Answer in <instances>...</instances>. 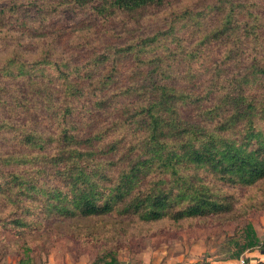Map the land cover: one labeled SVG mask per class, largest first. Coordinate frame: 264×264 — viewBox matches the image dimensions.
<instances>
[{
	"label": "trees",
	"instance_id": "obj_1",
	"mask_svg": "<svg viewBox=\"0 0 264 264\" xmlns=\"http://www.w3.org/2000/svg\"><path fill=\"white\" fill-rule=\"evenodd\" d=\"M62 1L99 26L172 0ZM263 1L174 9L80 47L53 28L29 44L37 16L21 11L50 0H0V224L236 213L233 190L264 182ZM233 244L229 259L264 253L252 224Z\"/></svg>",
	"mask_w": 264,
	"mask_h": 264
},
{
	"label": "rangeland",
	"instance_id": "obj_2",
	"mask_svg": "<svg viewBox=\"0 0 264 264\" xmlns=\"http://www.w3.org/2000/svg\"><path fill=\"white\" fill-rule=\"evenodd\" d=\"M60 1L63 2L50 0L38 7L25 3L21 15L37 16L29 32V44L48 36L44 33L53 28L59 29L62 39L68 38L72 46L81 47L84 39L89 43L90 38L100 36L110 40L113 34L134 26L138 20L144 24L158 17L167 19L174 9H196L213 2L172 0L162 7H148L124 18L119 16L112 24L101 21L99 26L97 22L76 26L89 15L72 13L65 5H60ZM196 1L202 2L195 5ZM4 38L10 39L9 32L0 31V50ZM233 193L235 200L242 199L236 213L213 218L180 222L165 218L146 222L115 212L100 217L50 220L37 230L19 229V235L0 224V264H21L27 257H31L34 264H96L105 252L108 260L115 257L121 264H222L221 260L234 252L233 243L244 226L252 224L264 242V206L257 208L260 206L257 204L264 202V182L248 188L237 187Z\"/></svg>",
	"mask_w": 264,
	"mask_h": 264
},
{
	"label": "crops",
	"instance_id": "obj_3",
	"mask_svg": "<svg viewBox=\"0 0 264 264\" xmlns=\"http://www.w3.org/2000/svg\"><path fill=\"white\" fill-rule=\"evenodd\" d=\"M263 221H264V218H263ZM256 229L258 231L257 226H256ZM260 236H262V235H260ZM260 239L262 240L261 237H260ZM242 257L247 260L248 264H264V253H262V251L260 249L249 250V251L245 252ZM221 261H223V262H220L222 264H237L238 263L237 259H229L228 257H226L225 259L223 258ZM214 264H216V263H214Z\"/></svg>",
	"mask_w": 264,
	"mask_h": 264
},
{
	"label": "built area",
	"instance_id": "obj_4",
	"mask_svg": "<svg viewBox=\"0 0 264 264\" xmlns=\"http://www.w3.org/2000/svg\"><path fill=\"white\" fill-rule=\"evenodd\" d=\"M237 264H248L247 263V260L243 257H241L239 260H238V263Z\"/></svg>",
	"mask_w": 264,
	"mask_h": 264
}]
</instances>
